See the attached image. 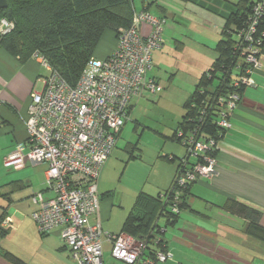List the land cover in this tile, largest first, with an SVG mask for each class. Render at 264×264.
Segmentation results:
<instances>
[{
  "label": "built area",
  "instance_id": "obj_1",
  "mask_svg": "<svg viewBox=\"0 0 264 264\" xmlns=\"http://www.w3.org/2000/svg\"><path fill=\"white\" fill-rule=\"evenodd\" d=\"M254 1L247 25L236 34L235 50L240 60L229 83L233 90L217 95L209 109L218 115L217 125L227 130L232 128L231 116L242 100L240 90L257 87L255 75L263 67L264 30L260 27L264 24V0ZM165 24L164 17L148 10L134 13L132 25L117 31L112 53L104 59L91 57L75 85L69 84L43 55L33 54L50 73L44 79V88L31 93L26 118L29 151L10 153L5 165L21 168L28 159L34 165L47 166L46 182L54 196L34 192L31 198L36 209L32 217L43 234L61 228L60 237L76 264H104L106 240L113 245V257L128 264H156L172 256L168 251L158 252L155 258L142 260L148 250L145 240L105 231L100 222L90 220L100 209L99 177L130 119L134 99L163 90L149 72L153 67L152 50L165 43ZM142 25L149 26L147 34ZM14 26V22L2 19L0 34ZM177 137L188 157L195 160H181L174 184L164 194L168 202L175 192L174 213H180V195L191 183L219 174V141L206 136L199 127L187 132L179 129ZM4 224L11 227L12 221L4 220Z\"/></svg>",
  "mask_w": 264,
  "mask_h": 264
},
{
  "label": "crops",
  "instance_id": "obj_2",
  "mask_svg": "<svg viewBox=\"0 0 264 264\" xmlns=\"http://www.w3.org/2000/svg\"><path fill=\"white\" fill-rule=\"evenodd\" d=\"M223 1L228 8L223 9V13L231 14L236 10L238 0ZM157 4L158 0H140V3L133 0L134 13L148 10L162 16L165 12L162 14L157 9L153 12ZM227 16H223V24L215 22L217 28L220 24L224 28ZM142 31L147 34L149 26L142 25ZM116 41V33L106 30L94 56L100 59L108 57ZM262 61L263 67L255 75L257 87L244 90L242 100L231 116L232 128L219 141V174L193 183L188 197L190 207L181 212L174 225L166 227L165 218H157L156 223L161 228L154 231V242L148 247L156 251L165 247L172 256L156 264H264V242L248 235L249 220L227 207L233 199L251 204L262 211L261 224L264 225V52ZM49 73L50 69L39 58L32 56L22 62L0 46V217L6 212L5 220L12 221L11 227L4 221L1 224L7 234L0 240V264H76L60 237L61 228L56 227L43 234L32 217L36 205L31 191L26 192L27 187L33 185L44 196H54V191L46 184L47 166L37 164L30 167L32 173L26 172L23 178L11 176L9 180L1 172L11 167L5 165L10 153L29 151L26 118L31 93L44 88V79ZM185 155L186 151L177 147L173 152L160 156L163 161L158 164L160 167L156 172L150 165L148 179L127 185H123L122 180L111 181L110 156L98 181L100 209L90 216L91 222H100L105 231L123 233L124 223L140 193L165 201L164 194L173 185L178 161ZM169 156H175L176 160ZM29 165L30 161L26 159L25 165L17 169L25 171ZM151 174L154 175L152 179ZM112 247L110 241H104V264H128L113 257ZM7 252L18 258L19 263L6 258ZM146 252L142 260L151 257L150 250Z\"/></svg>",
  "mask_w": 264,
  "mask_h": 264
},
{
  "label": "trees",
  "instance_id": "obj_3",
  "mask_svg": "<svg viewBox=\"0 0 264 264\" xmlns=\"http://www.w3.org/2000/svg\"><path fill=\"white\" fill-rule=\"evenodd\" d=\"M7 1L8 6L0 8V22L6 19L14 22L15 26L10 32L0 34V46L18 56L22 62L38 52L71 85L78 82L105 31L113 30L117 36V31L121 27L131 26L134 18L133 0ZM254 3V0H238L236 10L227 16L223 36L215 47L216 59L212 67L201 75L194 92L184 103L185 113L172 136L181 145V140L177 137L179 129L187 132L199 127L206 136H212L217 141L227 133V129L217 125L218 115L209 109L217 95L233 90L229 83L233 72H237L235 68L240 60L235 50L238 41L236 34L247 25ZM260 28L264 30V24ZM245 89L240 90L241 95ZM132 106L133 104L130 114ZM204 110L208 113L205 112L203 116ZM184 148L186 149L185 146ZM132 157H135L134 154ZM183 158H190V163L195 160L188 157L186 149V155L178 161L177 171ZM170 159L175 161L176 157L172 156ZM192 185L193 183L180 195V213H174L171 208L175 192H172L168 202L145 192L140 193L133 211L124 223L123 233L145 240L149 246L154 242V231L161 228L156 223L159 216L165 218V225L169 227L178 221L183 210L190 207L188 197ZM227 207L249 220L248 235L264 242V225L261 224L263 213L259 208L235 199L229 201ZM6 217V212L0 217V240L7 234V230L1 226ZM148 250L152 258L158 252H166L165 247L160 251L153 247H148ZM5 257L17 263L20 261L9 252L5 253Z\"/></svg>",
  "mask_w": 264,
  "mask_h": 264
},
{
  "label": "rangeland",
  "instance_id": "obj_4",
  "mask_svg": "<svg viewBox=\"0 0 264 264\" xmlns=\"http://www.w3.org/2000/svg\"><path fill=\"white\" fill-rule=\"evenodd\" d=\"M158 3L153 12L156 9L165 12L162 13L166 19L165 43L152 50L153 67L149 75L159 80L163 90L134 99L130 119L110 161L111 181L122 180L123 185L149 178L150 165L156 172L163 161L160 156L177 147L186 151L172 136L185 113L184 103L215 61V47L223 36V25L217 28L215 22L223 24V16L230 14L223 13V9H228L223 0H158ZM132 154L137 158H132ZM34 166L30 163L25 171L11 166L1 172L6 180L11 176L23 178L26 172L32 173ZM153 177L151 174L150 179ZM35 189L32 185L26 192H38Z\"/></svg>",
  "mask_w": 264,
  "mask_h": 264
},
{
  "label": "water",
  "instance_id": "obj_5",
  "mask_svg": "<svg viewBox=\"0 0 264 264\" xmlns=\"http://www.w3.org/2000/svg\"><path fill=\"white\" fill-rule=\"evenodd\" d=\"M8 6V1L7 0H0V8L4 9Z\"/></svg>",
  "mask_w": 264,
  "mask_h": 264
}]
</instances>
